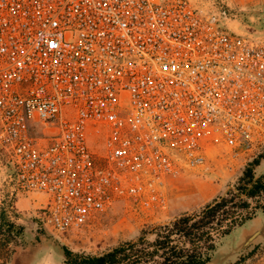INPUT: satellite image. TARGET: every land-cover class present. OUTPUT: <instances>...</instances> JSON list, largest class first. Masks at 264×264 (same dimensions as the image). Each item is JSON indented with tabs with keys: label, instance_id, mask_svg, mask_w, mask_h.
<instances>
[{
	"label": "built area",
	"instance_id": "1",
	"mask_svg": "<svg viewBox=\"0 0 264 264\" xmlns=\"http://www.w3.org/2000/svg\"><path fill=\"white\" fill-rule=\"evenodd\" d=\"M192 0H0V148L51 232L157 211L213 149L264 143V39ZM91 128L104 134L98 148Z\"/></svg>",
	"mask_w": 264,
	"mask_h": 264
},
{
	"label": "rangeland",
	"instance_id": "2",
	"mask_svg": "<svg viewBox=\"0 0 264 264\" xmlns=\"http://www.w3.org/2000/svg\"><path fill=\"white\" fill-rule=\"evenodd\" d=\"M192 1L208 7H227L232 12V28L264 39V0ZM87 140L92 148H98L104 134L91 128ZM262 155L264 143L236 158L229 157L223 149H213L204 168L169 180L166 209H136L120 201L80 229L62 235L51 232L41 208L32 206V194L11 193L12 166L0 148V264H63L64 247L99 254L142 234L152 240L160 225L182 214L197 213L214 198L224 195L254 161L259 160L254 166L257 174L264 172ZM205 264H264V212L259 211L254 218L220 237Z\"/></svg>",
	"mask_w": 264,
	"mask_h": 264
},
{
	"label": "trees",
	"instance_id": "3",
	"mask_svg": "<svg viewBox=\"0 0 264 264\" xmlns=\"http://www.w3.org/2000/svg\"><path fill=\"white\" fill-rule=\"evenodd\" d=\"M258 164L248 165L233 188L201 211L157 227L154 239L142 234L99 254L64 247L63 264H205L220 237L264 212V172L257 174Z\"/></svg>",
	"mask_w": 264,
	"mask_h": 264
},
{
	"label": "crops",
	"instance_id": "4",
	"mask_svg": "<svg viewBox=\"0 0 264 264\" xmlns=\"http://www.w3.org/2000/svg\"><path fill=\"white\" fill-rule=\"evenodd\" d=\"M39 195H35V194H32L31 195V199H30V201H31V203H32V206L35 208V209H37V208H39V207H41V202H42V198L40 197H38ZM40 199V200H39Z\"/></svg>",
	"mask_w": 264,
	"mask_h": 264
}]
</instances>
